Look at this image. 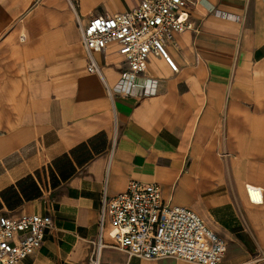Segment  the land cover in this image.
I'll use <instances>...</instances> for the list:
<instances>
[{
    "label": "crops",
    "instance_id": "0c3cea01",
    "mask_svg": "<svg viewBox=\"0 0 264 264\" xmlns=\"http://www.w3.org/2000/svg\"><path fill=\"white\" fill-rule=\"evenodd\" d=\"M140 2L0 0V216L53 219L19 264H88L104 192L132 180L159 183L165 202L223 237L219 264H264V0H196L192 28L165 41L178 70L151 53L128 95L119 44L95 52L100 73L89 72L79 22ZM100 264L198 263L108 246Z\"/></svg>",
    "mask_w": 264,
    "mask_h": 264
},
{
    "label": "built area",
    "instance_id": "2783aa9c",
    "mask_svg": "<svg viewBox=\"0 0 264 264\" xmlns=\"http://www.w3.org/2000/svg\"><path fill=\"white\" fill-rule=\"evenodd\" d=\"M196 0H141L138 6L114 15H97L86 24L79 22L82 43L88 59V71L100 73L94 56L116 42L125 57L117 89L132 94L140 87L151 53L163 56L174 71L177 65L168 56L165 41L173 31L192 28L189 9ZM144 93H154L156 80L146 78ZM149 88V92L147 91ZM108 92L111 94L110 89ZM253 203L262 202V190L246 185ZM109 221L115 242L103 241ZM53 225L50 215L26 214L19 218L0 216V264H19L38 250ZM88 264H100L105 247H113L129 257L157 259L174 257L198 264H219L227 243L192 209L171 205L163 199L159 183L129 182L125 191L108 198L104 192L99 234L91 240Z\"/></svg>",
    "mask_w": 264,
    "mask_h": 264
}]
</instances>
